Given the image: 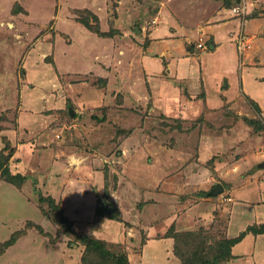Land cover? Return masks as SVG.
<instances>
[{"label":"rangeland","instance_id":"obj_1","mask_svg":"<svg viewBox=\"0 0 264 264\" xmlns=\"http://www.w3.org/2000/svg\"><path fill=\"white\" fill-rule=\"evenodd\" d=\"M235 5L241 11L232 10L233 16L239 17L245 6ZM156 7L154 0H0V153L8 154L11 172L25 175L20 185L0 175V245L19 233L12 244L0 247V264H79L87 234L104 241L108 253L87 249L85 264H116L123 254L129 264H181L173 244L183 250L204 236L205 245L213 246L227 238L229 229L236 236L264 223L250 224L249 214L232 216L236 199L230 182L213 168L215 158L240 161L246 147L264 155V109L255 111L243 99L240 106L207 113L195 106L197 115L180 118L183 105L177 96L171 104L152 93V83L182 91L186 84L191 87L171 71L182 55L179 40L171 59L149 53L163 67L157 73L148 70L149 33L158 32L164 18L173 26L184 19V4L164 8L160 21ZM84 20L105 34L92 31ZM196 35L183 43L188 55L206 47ZM252 45V37L238 38L236 50L240 54ZM34 100L40 122L35 125L27 112ZM232 128L242 133L231 136L228 151H210V159L198 155L200 133ZM193 161L208 172L203 180L189 178L197 172L188 165ZM49 166L52 178L45 174ZM216 182L224 185L222 191L205 192ZM84 188L82 196L67 195ZM40 195L60 208L40 201ZM105 205L111 208L105 211ZM59 211L70 223L61 221ZM251 242L238 247L239 259L264 264L258 252L247 253Z\"/></svg>","mask_w":264,"mask_h":264},{"label":"crops","instance_id":"obj_2","mask_svg":"<svg viewBox=\"0 0 264 264\" xmlns=\"http://www.w3.org/2000/svg\"><path fill=\"white\" fill-rule=\"evenodd\" d=\"M235 1L239 2L243 7L245 6V11L239 17L233 16L232 7L236 3ZM154 3L157 5L154 16L159 21L160 16L164 15L163 9H167L169 5L171 8H175L176 6L179 8L184 4L185 10L181 14L184 19H180L179 21L174 19L176 26H173L171 22L172 26L166 24L168 22L164 18L159 25L160 30L149 33V43L146 47L148 54H144L148 70L152 71L151 73H157L163 67L160 64L159 58L151 57L149 53L160 54L162 52L165 54L166 59H171L170 54L174 51V46H176L174 40H179L180 49L177 51L182 55L179 56L180 60L178 59V68H173L171 71L174 73L175 79L185 83L190 82L191 87L186 84L187 88L183 87L184 90L182 91V87L178 88L175 85L170 86V84L159 83L156 86L152 83L150 84L152 93H161L169 103H171L170 99L172 95L174 98L177 96L179 104L183 105L178 108L180 118L188 117V115H197V113H193V109L196 108L195 106L200 108H198V112L204 110L207 113L215 109L219 110L224 105H227L229 108L231 106H240V102L243 99L244 101L247 100V98L255 101L259 106V110L264 109V0H154ZM150 14L147 13L146 15ZM192 16L195 19L191 20ZM196 34H199L206 47L198 49L197 54L188 55L183 43L191 41L193 37L197 36ZM247 36L252 37V48H248V50L245 48L244 52L239 54L236 50L237 40L238 38L244 39ZM193 49L196 50L195 46L190 45V50ZM152 59L155 61L154 64L150 63ZM167 64L168 68H170L169 61ZM155 66L158 68H155ZM20 101L23 103L21 95ZM27 105H30L29 109H31L27 111L29 113V121L33 125L40 124L39 121H36L35 117L37 116L35 114L37 112L35 100ZM253 109L255 110L254 107ZM250 111L254 114L252 110ZM22 112L19 111V114ZM244 113L250 115L248 112ZM261 113L264 115V111H261ZM237 114L242 115L240 113ZM262 117L261 119L264 122V116ZM37 118L38 120L42 119L40 116ZM207 121L210 123L209 118ZM212 125H214V128L217 127L216 124L212 123ZM228 125L226 124L225 126ZM13 130H16V128H13ZM235 133L241 134L242 132L240 133L232 128L231 130L226 129V131L223 130L220 134L214 135L209 132L200 133L201 137L197 147L198 155L204 156V159H210V156H212L210 151L212 153L216 150H222V152L228 151L229 148L227 146L231 141V136L233 138ZM40 136L36 138L42 141ZM41 145H45L43 141ZM232 145H230V148ZM250 149L251 147H246L245 152L247 155L245 156L244 153V157L240 160L241 162L234 163L233 158L224 159L223 157L221 160L215 158L213 168L222 180H225L227 183L230 182L229 190L234 194L233 198L236 199L232 205V210L235 212L232 213V216L246 215V218H248L249 214L252 220L250 224H252V222L255 223L257 220L264 222V165H262L264 155L261 156V154L253 152ZM188 165L195 170L197 169L195 168L194 161ZM51 168L49 166L45 174L47 177L52 178L53 173H51ZM201 169H203L202 165L199 166L196 173H189V178L192 181L203 180L208 175V172H202ZM183 174H186L185 170H183ZM185 179L184 177L183 181ZM222 186L224 189L223 184ZM211 189H206L205 192L210 194ZM229 231L230 229L227 230V237L234 236L232 234L235 232L233 231L230 234ZM262 238H264V233H249L245 235L243 237L245 241H253L248 247L249 251L247 253L258 252V256L261 259L264 258V241H261ZM243 239L232 245L231 252L234 254V257L226 261V264H245V261L240 260L239 258L241 257H238L243 253L242 250H238V247L244 241ZM166 240L172 244L170 237H167ZM238 260L242 262L237 263ZM70 262L71 260H69L68 264H71ZM74 263L78 264L77 261ZM79 264H81L80 256Z\"/></svg>","mask_w":264,"mask_h":264},{"label":"trees","instance_id":"obj_3","mask_svg":"<svg viewBox=\"0 0 264 264\" xmlns=\"http://www.w3.org/2000/svg\"><path fill=\"white\" fill-rule=\"evenodd\" d=\"M88 13L92 15V17L97 18L95 13H92L89 9H86ZM98 20V18L96 19ZM83 22L85 25H87L92 31L103 35L105 34L103 31L99 29L98 25H94L93 27L90 26L88 21L84 20ZM97 22V21H96ZM248 102L255 108V111H259V106L258 104L247 98ZM249 122H252L253 120L248 119ZM253 123V122H252ZM13 152H9V155L12 154ZM8 154H4L3 152L0 153V175L4 177L5 180L12 182L14 184L20 185L25 177V175L19 173V172H11L9 167H8ZM40 201H48L50 204L55 205V208L58 209L59 205H56L53 201V199L48 196L44 197L42 195L39 196ZM57 206V207H56ZM60 208V207H59ZM97 210V209H96ZM60 214V219L62 222H68L70 223V219L64 215L62 212H58ZM110 217L113 218L112 213H110ZM253 230H252V229ZM170 229V227L168 228ZM251 230L252 233L257 234V233H264V223H262L259 227L255 228L252 227V225H249L247 228L244 230L240 231L236 236L232 237H227L223 238L221 240H218L215 245H205V237L203 236L200 240V243H196L193 239L190 244H188L183 250H177V246L173 244V251L174 253L179 257L181 260V264H218L221 261H228L229 259L234 257V254L231 252V246L232 244L237 243L242 239L244 234L248 232V230ZM14 235L10 236L8 240H5L4 242L1 243L0 247L4 248L8 246L9 244H12L18 237L19 233L18 231L13 233ZM174 238L176 237L174 233ZM82 240L84 242L85 248H83V252L81 253V264H85L84 262V257L85 254L88 250H99L102 251L103 254H107L108 251L104 250L102 247L104 245V241H102L100 238H97L92 235H82ZM174 243V242H173ZM208 247V248H207ZM207 248V249H206ZM1 252V250H0ZM121 256V257H120ZM116 258V264H129L128 258L126 254L120 255Z\"/></svg>","mask_w":264,"mask_h":264},{"label":"water","instance_id":"obj_4","mask_svg":"<svg viewBox=\"0 0 264 264\" xmlns=\"http://www.w3.org/2000/svg\"><path fill=\"white\" fill-rule=\"evenodd\" d=\"M209 45H211L209 43ZM69 113L70 114H73V110L72 108H69ZM262 165H264V161L262 162ZM223 190V186L220 182H217L215 185H213V188L210 190V194L214 195V194H217L218 192L222 191ZM111 207L105 205L104 206V210L105 211H108V209H110Z\"/></svg>","mask_w":264,"mask_h":264},{"label":"clouds","instance_id":"obj_5","mask_svg":"<svg viewBox=\"0 0 264 264\" xmlns=\"http://www.w3.org/2000/svg\"><path fill=\"white\" fill-rule=\"evenodd\" d=\"M86 188H84L83 190H73V191H70V192L67 193V195L68 194H72V193H77V194H79V195L82 196L84 194V191L86 190Z\"/></svg>","mask_w":264,"mask_h":264},{"label":"built area","instance_id":"obj_6","mask_svg":"<svg viewBox=\"0 0 264 264\" xmlns=\"http://www.w3.org/2000/svg\"><path fill=\"white\" fill-rule=\"evenodd\" d=\"M232 10H235L236 12H239V11H241V9H239V7L238 6H233L232 7ZM198 46H201V43H198Z\"/></svg>","mask_w":264,"mask_h":264}]
</instances>
